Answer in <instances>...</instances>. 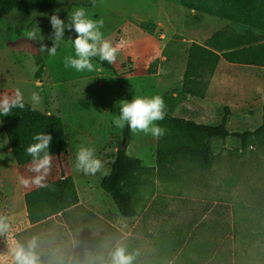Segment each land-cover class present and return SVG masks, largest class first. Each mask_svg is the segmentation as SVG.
I'll use <instances>...</instances> for the list:
<instances>
[{
	"label": "rangeland",
	"instance_id": "1",
	"mask_svg": "<svg viewBox=\"0 0 264 264\" xmlns=\"http://www.w3.org/2000/svg\"><path fill=\"white\" fill-rule=\"evenodd\" d=\"M76 7H83L91 18L104 21L101 31L117 49L112 66L119 77L131 75L134 71V76L127 81L132 84L135 95L160 94L166 111L169 102L173 104L174 99L177 103L181 100L190 108L189 118L209 125L219 121L223 108L230 105L232 113L228 111V126L232 133L252 131L260 126L264 114V68L233 65L221 60L218 83L234 86L225 87L219 96L214 91L206 103L207 107L202 108L203 113L195 110L194 102L198 98L193 100L194 97L183 95L182 78L172 77L168 82L156 78L154 82L144 77L145 58L150 54L156 58L164 40L171 37L163 55L170 58L177 51V57L184 60L185 44L202 41L226 26L244 33L247 30L245 26L182 8L179 0H56L48 10L30 15L13 10L0 19V94H14L19 89L24 101L31 105V93L37 91L41 100L36 109L60 118L69 139V150L72 146L70 140H78L77 135H83L85 140L89 137L96 155L103 162V167L95 174H84L74 170L70 154L68 157L51 156L50 169L44 181L55 180L61 172L72 176L74 171L79 198L86 202L87 206L84 205L89 210L98 209L95 205L102 202H106V209L110 206L115 208L110 196L100 188V180L109 168L106 155L112 153V146L123 129L112 123L119 114V101L124 100L114 77L95 61L98 71L65 69L64 56L73 54L70 42H62L57 54L50 57L39 51V42L26 37L27 31L37 26L44 38L43 43L51 46L50 15L57 12L61 19L66 20L67 14ZM165 28L170 30L167 32ZM65 38L68 39L66 33ZM178 43H184L178 47L180 51L173 47ZM38 57L45 62L41 81L34 79ZM153 63L150 64L151 70L157 68ZM173 93L178 97L173 98ZM0 141V170H6L10 163L16 164L7 153V141ZM155 144L156 137L151 134L131 131L126 152L151 167ZM213 146L216 157L209 170L189 167L183 170L186 174L174 182L158 180L159 193L168 191L172 197L167 208L163 207L165 203L161 199H156V214L159 218L161 216V220L169 221L156 229L159 231L153 245L157 252L152 254L150 249L152 253L145 254L143 264H264V144L251 145L241 156L233 153L234 148L240 151L236 137L225 142L215 140ZM31 167V164L26 165L20 174L21 178L29 180L23 186L30 190L40 186L31 182L36 175ZM1 174L0 179L4 180ZM15 174V171L9 174V178L18 181ZM87 188L90 193L86 192ZM5 193L10 194L7 185ZM6 234L0 233V246L11 250L13 244ZM43 246L36 248L38 264H52L46 263L45 256L50 251ZM1 249L0 264H10L11 251L6 255Z\"/></svg>",
	"mask_w": 264,
	"mask_h": 264
},
{
	"label": "trees",
	"instance_id": "2",
	"mask_svg": "<svg viewBox=\"0 0 264 264\" xmlns=\"http://www.w3.org/2000/svg\"><path fill=\"white\" fill-rule=\"evenodd\" d=\"M55 1L0 0V19L13 10L27 15L45 11L51 8ZM179 4L190 11L247 27L244 33H239L233 27L226 26L209 36L203 44L192 43L189 46L181 83L183 95L203 99L220 60L233 65L264 68V0H179ZM65 33L68 38L74 37V33L67 30ZM93 61L114 77L124 100L135 95L132 84L120 78L112 64L100 62L98 58H93ZM35 63L37 68L34 79L41 81L45 73V62L38 57ZM148 71L152 73L150 68ZM8 94L13 95L7 92L6 95ZM24 103L23 109L14 108L9 115L0 116V133L5 136L10 154L18 168L22 169L31 164V157L25 149L33 142L32 136L37 132H48L52 135L49 146L51 156L68 157L69 139L60 118L37 109L32 110L29 103ZM228 111V107H224L219 122L210 125L173 116L166 111L165 118L156 121L165 132L164 135L156 137L153 167H147L140 159L127 154L131 130L125 125L110 162V172L100 181V188L110 196L119 215L124 218L136 216L142 190L151 187L154 179L163 182L178 180L182 171L189 167L209 170L216 157L213 140L236 137L240 142V151L234 148L233 153L240 156L251 145L264 144V114L260 126L256 129L232 133L227 128ZM24 203L27 219L33 226L52 215L77 207L79 198L73 177L61 173L59 178L46 180L39 187L25 191ZM88 214L95 217L92 213ZM115 233L117 237L120 236L119 232ZM235 260H239L236 253Z\"/></svg>",
	"mask_w": 264,
	"mask_h": 264
},
{
	"label": "crops",
	"instance_id": "3",
	"mask_svg": "<svg viewBox=\"0 0 264 264\" xmlns=\"http://www.w3.org/2000/svg\"><path fill=\"white\" fill-rule=\"evenodd\" d=\"M158 25L160 26L161 24L159 23ZM165 29L167 32L170 30L168 28ZM174 32L175 30L173 31V33ZM208 37L209 36L205 37L202 41H192L185 44V59L182 60V57H177V51L172 54L170 58H168L166 55H163L162 52L165 49V46L170 43L171 37L168 38L167 41H165L164 39H161L164 38L163 36H159V38L162 41L164 40V42L162 43L159 50V55L156 58H152L151 54L145 58L146 74L144 77L151 81L159 79L164 82H168L172 77L181 79L185 70L187 50L189 46L192 43L203 44ZM181 42H184V40H181ZM182 44L184 43H178L177 45L174 44L173 47L178 50L180 46H183ZM153 62L157 64V68H154L152 70V73H150L148 70L150 68V64ZM220 66L221 60L219 61L215 72L209 82L205 98H198L194 102L196 106L195 110H197V112H204V109L202 108L204 106L207 107L206 103L208 102L214 91L219 96L224 93L225 87L227 88L228 86L233 85L228 83L227 86H223L222 84L219 85L218 79L219 76H221L219 73ZM131 76H134V71L131 72V75L123 74L120 78L128 80V78H130ZM172 97L177 98L178 94L173 93ZM187 97L189 98V96ZM193 100H195V97L193 98ZM173 104L169 102V109L167 110L168 112H170L173 116H180L186 119H191L188 117L190 114V108L186 107L184 103H181V100L179 103H177V100L174 99ZM191 105L193 104L191 103ZM227 106L229 112L232 113L230 105ZM192 110H194V106ZM191 120L197 123H201L194 119ZM218 122L219 121H217L215 124H217ZM228 124L229 118L227 122V128L229 129ZM229 131L232 132L230 129ZM77 136L78 140H70V145L72 144V146H70V158L73 163L75 160L74 154L77 145L83 142L86 145L92 147V145L94 144L91 143V138L89 137H87L88 139L85 140L86 137H83V135ZM229 138L230 137L226 138L225 140H221V142H225ZM0 139L6 140L5 136L1 133ZM214 141L215 140L212 141V146L214 145ZM155 149L156 144L153 150L154 153ZM6 150L7 153L10 154L9 146L6 148ZM116 150L117 142L112 146V153L106 155L108 158L109 168L108 172H106L104 176L108 175L110 172V162L113 159ZM214 155L216 156V152H214ZM153 158L155 164V154L153 155ZM10 164L11 165L8 166V169L5 170L4 168L3 170H0V173L2 172V178H4V180L0 179V215L7 216L9 218L10 228L7 231L6 236L9 238V242L11 240L13 245L17 242L26 244L33 237H36L37 248L44 247L43 245H45L47 247V251H50V253L45 256V259L47 260L46 263L52 264H110L111 253L117 247H123L126 250V254H131L133 256L131 264H143L145 260V254L151 255V250H153L152 254H156L157 249L153 245L156 233L159 231H156V229L159 225L164 226L169 221V219L165 221L161 220V216L160 218L157 217L156 213H158V204H156V202L158 200L156 199H161L162 202L165 203L163 207L167 208V203L170 202L172 197L171 193H169L168 191H165V193L163 194L159 193V182L157 179H154L153 185L147 190H142L138 201L139 208L136 209V216L132 218H124L120 215L118 217L116 213L118 212L116 206L113 205L115 208L113 207L114 209H112L109 205V209H106V202H102L101 204L98 203L97 205H95V207H97L98 209L92 207L94 211L89 210L86 207V202H82L83 200L79 198L80 195L77 190L79 198L77 207H71L64 213L52 215L41 223L33 226L27 219L24 203V193L25 191H28L30 189L25 188L23 186V183H21V169L18 168L17 165H12L13 163ZM154 164H152L151 167L154 166ZM75 169L76 168L74 167V170ZM14 171L18 176V181H14L13 179L9 178V174L12 175ZM184 171L182 172V175L186 174L184 173ZM60 175L57 178H59ZM64 176L66 175L64 174ZM72 177L77 189L76 176L74 171L72 173ZM3 182L6 183L3 184ZM171 182H174V180L166 181L165 183ZM5 185H7L10 194H6L7 192L5 193ZM86 192L90 193V189L87 188ZM88 195L89 194L85 196L87 197ZM158 196H160L161 198H158ZM154 209L155 211H153ZM88 213H92L93 215H95V217ZM103 215L106 217H103ZM163 221L164 223L161 224ZM112 228L120 233L119 237L116 236V233ZM13 245L11 247H13ZM0 247H2L1 251H3V253H6V255L7 252L11 251L6 247ZM145 249H147V252H145Z\"/></svg>",
	"mask_w": 264,
	"mask_h": 264
},
{
	"label": "clouds",
	"instance_id": "4",
	"mask_svg": "<svg viewBox=\"0 0 264 264\" xmlns=\"http://www.w3.org/2000/svg\"><path fill=\"white\" fill-rule=\"evenodd\" d=\"M63 2V0H60ZM58 11V10H57ZM52 32L49 39L51 46L43 43L40 29L35 28L27 31L26 37L32 42H39V51L48 56H55L57 49L62 42H70L73 49L72 55L63 58L65 69L72 68L77 72L98 71V65L93 63V58H98L100 62L112 64L117 57V49L112 42L107 39L101 29L104 26L102 19L91 18L83 7L73 8L67 14L66 20L61 19L57 12L49 17ZM74 33V37L65 38V31ZM39 87V82H37ZM32 110H36L40 104L41 97L37 91L31 93ZM25 107L24 98L19 89L13 95L0 94V116H7L12 109ZM166 106L160 94L151 96L133 95L130 99L119 101V114L112 121L113 125L123 128L125 125L132 132H142L145 135L151 134L153 137L164 135L165 129L156 123L165 118ZM52 135L48 132H37L32 136V143L25 151L31 157V171L35 173L31 182L41 185L50 169L51 152L50 143ZM74 167L84 174H95L103 167V162L96 155L94 147L81 142L76 146ZM21 183L27 185L28 179L21 178ZM10 228L9 218L0 215V233L7 232ZM37 240L33 237L26 244L15 243L11 248L10 264H38L36 252ZM133 256L126 254L123 247H117L111 253L110 264H131Z\"/></svg>",
	"mask_w": 264,
	"mask_h": 264
}]
</instances>
